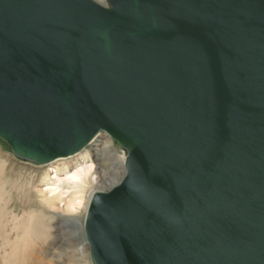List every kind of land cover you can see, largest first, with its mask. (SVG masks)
<instances>
[{
	"label": "water",
	"instance_id": "1",
	"mask_svg": "<svg viewBox=\"0 0 264 264\" xmlns=\"http://www.w3.org/2000/svg\"><path fill=\"white\" fill-rule=\"evenodd\" d=\"M104 1L0 0V140L125 152L92 264H264V0Z\"/></svg>",
	"mask_w": 264,
	"mask_h": 264
},
{
	"label": "rangeland",
	"instance_id": "2",
	"mask_svg": "<svg viewBox=\"0 0 264 264\" xmlns=\"http://www.w3.org/2000/svg\"><path fill=\"white\" fill-rule=\"evenodd\" d=\"M124 159L125 152L105 133H99L78 153L42 165L17 158L0 140V264H92L83 226L89 199L122 178ZM86 164L93 165L88 176L94 179L81 193L80 208L67 210L65 203L77 188L52 175L56 170L58 178H64V172ZM111 167L110 175H102ZM55 187L57 193L50 196L49 189ZM45 196H54L51 207L42 200ZM71 234L76 238L69 240ZM69 241L77 247V255L68 247Z\"/></svg>",
	"mask_w": 264,
	"mask_h": 264
},
{
	"label": "bare ground",
	"instance_id": "3",
	"mask_svg": "<svg viewBox=\"0 0 264 264\" xmlns=\"http://www.w3.org/2000/svg\"><path fill=\"white\" fill-rule=\"evenodd\" d=\"M101 4H103V5H106L105 4V1L102 3L101 2ZM100 133H103V132H100ZM106 134V133H105ZM110 137V136H109ZM94 140V139H93ZM92 140V141H93ZM54 161V160H53ZM92 170H93V165L92 164H86L85 166H80V167H78V168H75L72 172L71 171H67V172H64V173H66V175H64L65 177L64 178H58V175H59V172H57L56 170L54 171V175H52V178H57L58 180H60L61 181V179H63V180H65V181H67L68 183H71V184H73V186H74V188H77V190H76V194L74 195V197H72V198H70V200H68V201H66V203H65V207H66V209L67 210H78L79 208H80V206L82 205V201L81 200H83V198H82V196H81V193H82V191L85 189L84 187H85V185L87 184V183H90V182H92V180L94 179V177H92L91 175L90 176H88V174H91L92 173ZM113 172L114 171V168H109L108 170H105L103 173H102V175H108L109 174V172ZM123 174V176H124V173H122ZM110 175V174H109ZM123 176H122V178H123ZM99 177V176H98ZM121 178V179H122ZM121 179L120 180H118L117 182H113V184L112 183H110L109 184V186H107V187H109V188H111V186L113 187V185H116V184H118L120 181H121ZM99 180H102L101 178H99ZM57 181V180H56ZM109 183V182H108ZM101 187V186H100ZM103 187H104V185H103ZM56 188H58V187H55V188H52V189H49V191H48V193H51L50 194V196L51 195H53V194H56L57 193V189ZM75 191V190H74ZM108 191V190H107ZM61 194V193H60ZM54 197V196H53ZM52 197V198H53ZM52 198L50 199H46V196H45V199L43 198H41L43 201H44V203L47 205V206H50L51 207V204H50V200H52ZM40 199V200H41ZM55 199V198H54ZM91 199V198H90ZM41 202V201H40ZM42 204V203H41ZM50 207H48V208H50ZM48 208H47V210H48ZM40 214V213H39ZM43 215V214H42ZM50 218V217H49ZM42 219V218H41ZM48 220V219H47ZM83 229V228H82ZM26 230V229H25ZM34 230V229H33ZM80 230V229H79ZM42 233H44V232H42ZM37 236V235H36ZM85 236V235H84ZM82 237H83V235H82ZM34 238V237H33ZM70 239L69 240H71V239H74V238H76V236H75V234H71L70 235V237H69ZM38 239V238H37ZM82 239V238H81ZM33 240V239H32ZM37 241V240H36ZM23 242V241H22ZM46 245V244H45ZM67 245H68V247L69 248H71V252H73L74 253V255H77L78 254V249H77V247H74L73 246V244L69 241L68 243H67ZM37 249V248H36ZM35 249V250H36ZM76 257V256H75ZM75 257H73V258H75ZM72 258V259H73ZM83 258H84V256H83ZM68 259V258H67ZM82 260V259H81ZM71 261H69V263H70Z\"/></svg>",
	"mask_w": 264,
	"mask_h": 264
}]
</instances>
